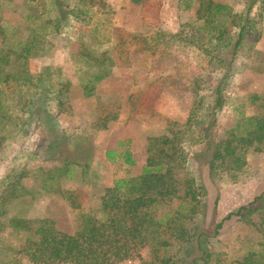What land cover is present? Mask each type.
<instances>
[{
	"label": "trees",
	"instance_id": "16d2710c",
	"mask_svg": "<svg viewBox=\"0 0 264 264\" xmlns=\"http://www.w3.org/2000/svg\"><path fill=\"white\" fill-rule=\"evenodd\" d=\"M145 1L131 0L139 5ZM239 1L241 6L237 8L220 0H149V16L156 32L120 37L113 46L117 53L114 60L106 49L111 44L110 25L101 16L114 10L103 0H29L26 35L15 45L0 49V149L9 138L27 134L32 120L52 133L58 127L54 119L71 112L70 84H56L50 67L43 75L42 92L25 88L29 84L26 63L50 50L48 37L52 33L61 34L72 27L78 31L80 49L74 58L93 71L87 78H80L89 94L109 75V68L129 66L131 53L148 54L152 61L161 62L176 57L177 50L191 47L203 58L200 73L186 84L195 101L185 124L168 120L160 136L150 137L141 174L106 187L99 208L82 214L75 233L58 229L47 218H6L9 206L32 196L33 191L23 183L30 175L26 169H15L4 179L0 188V234L13 230L34 235L36 239H28L23 249L31 264H122L131 259L141 264H264V193L220 222L206 225L205 198L211 196L215 207L219 203V196L211 190H215L217 171L234 180L247 166L249 153H264V94L248 95L255 109L251 116L240 112L232 127L218 121V113L228 105V90L236 71L247 68L264 74V52L257 49L264 36V0ZM2 3L0 0V7ZM170 4L176 5L181 16H189L177 33L168 31L174 28H166L162 21L163 8ZM37 22L41 24L35 27ZM13 32L0 24L3 39L10 34L13 37ZM181 68L179 63L173 69L177 79L171 85L175 87L184 79ZM138 95L128 99L131 111L136 113L139 110L132 101ZM119 109L120 105L111 111L99 109L101 115L92 128L106 130L110 121L118 120ZM62 132L68 135L67 130ZM61 137L82 142L75 144L71 157L60 155L58 165L37 168L34 174L40 176L33 178L40 182L41 195L59 194L78 210L79 192L62 190L59 183L63 178H75L77 169L86 178L95 147L89 137ZM50 141L49 150L63 144L56 139ZM105 156L114 161L119 153L107 151ZM121 158L128 165L136 164L130 151ZM205 174L212 186L203 180ZM233 218L253 235L243 239L244 255L239 258L215 249L224 223ZM144 250L148 251L146 258Z\"/></svg>",
	"mask_w": 264,
	"mask_h": 264
},
{
	"label": "rangeland",
	"instance_id": "374dc122",
	"mask_svg": "<svg viewBox=\"0 0 264 264\" xmlns=\"http://www.w3.org/2000/svg\"><path fill=\"white\" fill-rule=\"evenodd\" d=\"M2 1L0 24L14 32L13 37L11 34L7 39L0 37V49L7 45H15L26 35L28 23L26 17L31 6L29 0ZM220 1H225L237 8L241 6L239 0ZM103 2L114 10L112 14L101 15L110 25L111 44L106 49L114 60L117 58V53L113 50V46L120 37L151 36L156 32L149 16V12H152V10L149 11L151 1L147 0L140 5L132 3L131 0H103ZM162 12L165 27L174 28L175 30L168 31L175 33L179 32L182 21L189 17L181 16L175 4L165 6ZM40 24L37 22L34 26H40ZM78 38L79 33L74 27L67 28L61 34L52 33L48 37L51 42L50 50L43 56L29 59L26 63L29 84L25 88L30 92L43 91V75L48 67L52 69V78L56 84L69 82L68 96L71 112L54 119L53 123L58 127L52 133L39 127L32 120L27 127V134H17L9 138L0 149V188L9 174L15 169L23 168L30 171L29 177L23 183L33 191L32 196H25L10 205L6 218H47L54 221L58 229L68 233H75L80 228L82 214L99 208L101 196L108 184L112 185L120 177L129 176L122 168L111 166L104 161L105 151L114 147L119 137L131 136L129 147L130 149L133 147L136 157L144 167L148 157V139L160 136L168 120L185 124L195 101L194 94L186 90V84L190 82V78L200 73L203 59L201 54L191 47L179 49L176 51V57L169 56L161 62L152 61L148 54L131 53L129 66L109 68V75L89 94V91L85 93L80 78H87V74L91 75L93 71H88L83 62L77 63V59L74 58L80 49ZM257 49L264 52V36L257 44ZM179 63L180 68L184 63L181 68L184 79L179 82V87H175L171 85V82L177 79L173 69ZM228 93V105L218 113V121L224 127H232L240 117V112H244L247 116L255 112L248 100V95L264 94V74L253 73L247 68L238 69ZM137 94L140 95L132 102L136 104L138 113L132 112V106L128 104L129 97ZM119 105L118 120L110 121L106 130L97 132L92 128L93 123L101 115L99 109L111 111ZM119 121L130 123L131 127L122 134L114 133L112 126ZM64 129L67 130L68 135H64L62 132ZM61 134L65 137L69 134H75L79 138L89 137L95 147L94 161L89 175L83 178L81 170L77 169L75 178H63L59 183L62 190L79 192L78 203L81 208L78 210H74L69 201L59 194L41 195L40 182L33 178L40 176V174H34L37 168L47 169L58 165L60 155L71 157L75 144L82 142V139L76 138V142L71 138L62 139ZM52 139L59 140L63 144L54 150H49L48 146ZM205 168L206 165L203 172ZM142 169L138 166L135 173L140 175ZM179 174L184 173L181 171ZM202 177L212 186V181L207 179L206 174ZM211 190L219 196V203L215 207L210 200L211 196L205 198L208 201L207 226L220 222L231 212L249 204L264 193V153H249L247 166L234 180L218 170L215 177V190L214 187ZM220 232L215 249L226 253L230 258L243 256L242 241L247 236H253L252 233L248 232L247 228L244 229L237 218L226 221ZM28 239H36V237L31 233L13 230L2 232L0 234V264H31L23 253ZM147 252V250L142 251L144 258L147 257ZM131 261L132 264H141L138 259H131Z\"/></svg>",
	"mask_w": 264,
	"mask_h": 264
},
{
	"label": "crops",
	"instance_id": "0c3cea01",
	"mask_svg": "<svg viewBox=\"0 0 264 264\" xmlns=\"http://www.w3.org/2000/svg\"><path fill=\"white\" fill-rule=\"evenodd\" d=\"M112 127H113L112 131H114V133L122 134L126 131V129L128 127H131V125H130V123H127V122L122 123L119 121V122L113 124ZM130 138H131V136H126V135H124L123 137H119L115 146L111 147L110 149L105 151V153L107 151H117L119 153V157H116V159L114 161H109L106 158V156L104 158V161L105 162L107 161L106 163L110 164L111 166H118L119 168H122L124 170L125 174H127V175L129 174V176H123L117 180L138 176L139 174L135 173L136 169H138V166H139V168H143V164H140L138 158L135 155L133 147H131V149L129 147ZM126 151H130L133 154V160L136 162V164L134 166H131V165L124 163L123 158H121V155L124 154ZM130 172H132V174H130ZM117 180H115V181H117ZM115 181L112 183V185L108 184L106 187H113Z\"/></svg>",
	"mask_w": 264,
	"mask_h": 264
},
{
	"label": "built area",
	"instance_id": "2783aa9c",
	"mask_svg": "<svg viewBox=\"0 0 264 264\" xmlns=\"http://www.w3.org/2000/svg\"><path fill=\"white\" fill-rule=\"evenodd\" d=\"M122 264H132V261L129 260V261H126V262H124V263H122Z\"/></svg>",
	"mask_w": 264,
	"mask_h": 264
}]
</instances>
